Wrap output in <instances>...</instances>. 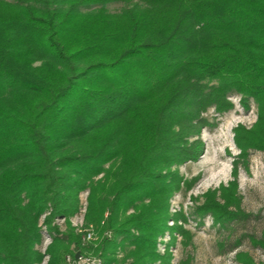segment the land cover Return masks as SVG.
I'll return each instance as SVG.
<instances>
[{
    "label": "trees",
    "instance_id": "1",
    "mask_svg": "<svg viewBox=\"0 0 264 264\" xmlns=\"http://www.w3.org/2000/svg\"><path fill=\"white\" fill-rule=\"evenodd\" d=\"M116 3L126 8L110 12ZM231 94L259 110L252 130L236 129L242 157L264 151V0H0V264L43 262L48 212L47 264L86 252L124 264L120 238L133 264L155 262L180 187L171 168L199 158L189 139L208 108H233ZM86 189L87 222L114 235L89 247L52 226ZM222 190L224 205L209 194L198 211L225 224L236 181Z\"/></svg>",
    "mask_w": 264,
    "mask_h": 264
},
{
    "label": "rangeland",
    "instance_id": "2",
    "mask_svg": "<svg viewBox=\"0 0 264 264\" xmlns=\"http://www.w3.org/2000/svg\"><path fill=\"white\" fill-rule=\"evenodd\" d=\"M107 8L112 13H118L126 5L116 3ZM229 101L233 108L225 113H218L213 106L202 114L207 120V126L202 128L200 135L189 139L190 142H202L203 150L199 158L171 168L179 176L180 187L169 200V219L166 228L156 239V253L159 257L152 264H163L166 256L171 257L169 264H264V151L250 149L247 157L243 158L244 153L236 143V129L239 126L252 130L257 124L258 105L250 99L248 108H244L242 97L236 94H231ZM217 175H221L222 179L209 184ZM195 179L192 187L188 188V184ZM235 181L237 190L234 197L239 209L230 206L229 211L237 212V217L229 223L221 224L212 213L201 216L198 210L208 202V195L214 194L216 203L224 205L226 201L222 188L227 189ZM89 200L90 190L86 189L79 194V210L76 215L69 220H54L52 226L57 228L60 237L67 233L70 225L75 234L82 236L83 241V234L92 225L86 220ZM135 213L136 209L130 208L127 215ZM49 214H44L39 224L41 243L36 246V250L45 256L41 264L48 263L47 249L57 234L51 232L45 223ZM108 215L106 212L105 219ZM92 226L98 241L105 237L114 239L112 232L102 233L96 226ZM176 227L189 232L191 240L187 241ZM121 240H118L121 245L116 251V259L125 260L124 264H133V259H126V256L134 246L126 243L124 247Z\"/></svg>",
    "mask_w": 264,
    "mask_h": 264
},
{
    "label": "built area",
    "instance_id": "3",
    "mask_svg": "<svg viewBox=\"0 0 264 264\" xmlns=\"http://www.w3.org/2000/svg\"><path fill=\"white\" fill-rule=\"evenodd\" d=\"M95 228L91 225L83 234V245L97 242ZM81 254V253H80ZM103 259L99 256H94L90 253H84L78 259L71 255L66 257V264H103Z\"/></svg>",
    "mask_w": 264,
    "mask_h": 264
},
{
    "label": "bare ground",
    "instance_id": "4",
    "mask_svg": "<svg viewBox=\"0 0 264 264\" xmlns=\"http://www.w3.org/2000/svg\"><path fill=\"white\" fill-rule=\"evenodd\" d=\"M220 179H222L221 175L214 176L209 184L218 182Z\"/></svg>",
    "mask_w": 264,
    "mask_h": 264
},
{
    "label": "water",
    "instance_id": "5",
    "mask_svg": "<svg viewBox=\"0 0 264 264\" xmlns=\"http://www.w3.org/2000/svg\"><path fill=\"white\" fill-rule=\"evenodd\" d=\"M79 257H80V254H79V253H77V254H76V258L78 259Z\"/></svg>",
    "mask_w": 264,
    "mask_h": 264
}]
</instances>
